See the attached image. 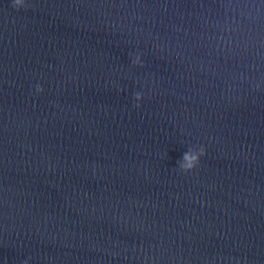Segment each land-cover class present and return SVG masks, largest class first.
<instances>
[{
  "label": "water",
  "instance_id": "obj_1",
  "mask_svg": "<svg viewBox=\"0 0 264 264\" xmlns=\"http://www.w3.org/2000/svg\"><path fill=\"white\" fill-rule=\"evenodd\" d=\"M0 264H264V0H0Z\"/></svg>",
  "mask_w": 264,
  "mask_h": 264
},
{
  "label": "clouds",
  "instance_id": "obj_2",
  "mask_svg": "<svg viewBox=\"0 0 264 264\" xmlns=\"http://www.w3.org/2000/svg\"><path fill=\"white\" fill-rule=\"evenodd\" d=\"M15 2L17 7H22L25 0H15ZM132 62L136 65H141L142 57L139 54H133ZM36 90L38 92H43V87L37 85ZM135 100L137 101V106H139V102L143 100V94L137 92L135 94ZM205 155L206 149L203 146L189 147L183 154V158L180 161L178 168L183 172H192L200 165L201 159Z\"/></svg>",
  "mask_w": 264,
  "mask_h": 264
}]
</instances>
